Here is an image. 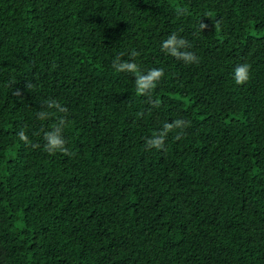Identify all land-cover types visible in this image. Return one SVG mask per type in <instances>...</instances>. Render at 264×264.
<instances>
[{
  "label": "trees",
  "instance_id": "16d2710c",
  "mask_svg": "<svg viewBox=\"0 0 264 264\" xmlns=\"http://www.w3.org/2000/svg\"><path fill=\"white\" fill-rule=\"evenodd\" d=\"M0 264H264V0H0Z\"/></svg>",
  "mask_w": 264,
  "mask_h": 264
},
{
  "label": "clouds",
  "instance_id": "9594fccd",
  "mask_svg": "<svg viewBox=\"0 0 264 264\" xmlns=\"http://www.w3.org/2000/svg\"><path fill=\"white\" fill-rule=\"evenodd\" d=\"M201 30L207 28V25L204 23L200 24ZM191 45L189 42L183 38L178 37L176 33L170 34L167 39L162 42L161 49L162 51L168 53L169 55L183 60L185 63H196L198 57L190 51H182V49L190 48ZM133 56L136 53L132 54ZM113 68L118 72H131L136 74V91L140 95H148L157 85V82L160 81L164 76L163 69L153 68L149 70L146 74H142L139 71V67L134 62L124 61L121 62L120 57H116L113 61ZM250 78V65L242 64L238 65L234 69L233 79L237 85H242L246 83ZM27 87V86H26ZM46 106L48 109H56L59 112H66L67 109L63 107L56 100H49L46 102ZM154 107H158V103L153 104ZM39 119L48 118L49 113L46 111L38 112ZM65 119L62 117L59 119L58 123L53 125V130L45 132L44 140L46 141L44 148L50 155H54L57 152L63 153L66 156H70L72 153L65 146L66 141L62 136V131L65 126ZM188 127V122L183 119H176L171 123L166 122L163 125V128L158 133H154L151 138L146 139L145 145L148 149H157V150H165V139L168 133L172 132L175 129H184ZM17 136L20 141H22L25 145H31L33 147H38V145H32V141L26 135V133L21 130L17 133ZM179 134L177 135V139H179Z\"/></svg>",
  "mask_w": 264,
  "mask_h": 264
}]
</instances>
